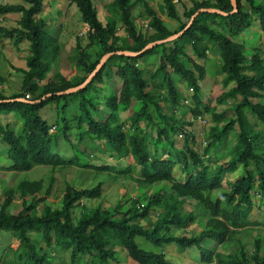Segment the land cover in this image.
<instances>
[{
	"label": "trees",
	"instance_id": "trees-1",
	"mask_svg": "<svg viewBox=\"0 0 264 264\" xmlns=\"http://www.w3.org/2000/svg\"><path fill=\"white\" fill-rule=\"evenodd\" d=\"M10 1H22L24 5L0 3V16L20 13L22 18L12 28L0 27V35L10 38L18 50L27 40L31 51L27 67L18 69L24 81L17 93L6 96L3 87L7 79L0 76V141L8 146L11 170L30 172L38 166L73 167V162L53 153L52 145L58 144L59 132L71 142L69 136L75 129L79 144L90 138L103 153H115L116 160H133L118 175L110 176L133 182L141 189L138 193L146 196V202L134 200L127 208L128 202L124 200V206L112 210L97 207L81 213L77 219L74 213L77 207L85 208L87 201L102 198V184L93 189L68 185L62 206L55 209L45 204L51 196V187L45 190L42 181H24L5 193L0 207V235L10 234L20 243L16 250L10 244L0 249V264H110L118 259L115 246H120L138 264H173L163 253L171 245H176L180 253L196 247L200 264H264V241L257 238L249 252L242 240L250 225L253 193L258 189L264 198V131L248 117V112L256 116L264 128V104L254 102L264 100V49L254 48L248 58L246 46L234 41L252 30L255 21L264 33V0H237L236 13L232 0H190L192 7H187L184 0H162L161 11L180 24L174 32L145 0L138 1L146 11L140 18L149 21L142 29L137 27L133 14L136 0H112L105 7L113 10H107L105 24L99 19L93 0H69L78 8L83 24L89 27L88 45L83 46L79 38L76 42L77 56L73 59L76 76L68 80L57 73L45 85L41 83L49 77L52 64L61 54L57 41L45 31L47 21L38 18L45 0ZM175 1L183 4L182 14ZM208 9L229 15L201 12L180 38L141 53L149 44L182 32L198 11ZM119 25L123 26L124 36L118 35ZM211 44L217 46L221 59L217 75L225 77L220 81L223 92L216 104L210 106L211 100L208 104L203 101L206 69L199 62L208 59ZM125 51L141 54L136 57L117 54ZM108 54L113 55L85 89L58 95L81 86ZM152 59L156 60L155 70L150 71ZM11 68L15 70L14 66ZM115 77L122 82L120 91H111L102 113L101 103L96 100L106 81ZM79 97L83 114L74 125L65 117L58 126L43 118L41 112L48 105L57 104L65 115L70 108L69 100ZM136 103L140 107L126 125L120 113ZM185 108L188 111H182ZM182 112L191 115L188 126L195 122L202 126L204 151L195 149L198 130L186 127L179 116ZM9 115L22 123L20 134L16 132L17 123L2 121ZM185 128L184 146L178 148L172 138L185 132ZM153 130L155 148L152 149ZM231 135L236 139L233 145ZM162 145H167V150ZM227 146L233 147L229 153ZM164 155H168L165 160ZM221 157H226L225 161ZM240 165L244 176L228 183L229 190L213 198V192L221 190L227 175L236 172ZM81 166L94 172H109L112 168ZM176 166L186 177L184 183L174 176ZM136 167L141 175H137ZM162 182L169 184V193L162 188L147 195V190ZM16 198L21 204L14 211ZM188 201L195 204L191 211L186 208ZM153 212H157L155 221L145 227L142 221L148 220ZM197 224L204 225L198 235L174 234V230L186 231ZM138 238H144L161 251H145L139 246ZM206 240L227 251L206 249L203 246Z\"/></svg>",
	"mask_w": 264,
	"mask_h": 264
},
{
	"label": "rangeland",
	"instance_id": "rangeland-1",
	"mask_svg": "<svg viewBox=\"0 0 264 264\" xmlns=\"http://www.w3.org/2000/svg\"><path fill=\"white\" fill-rule=\"evenodd\" d=\"M112 1V0H111ZM135 1V0H133ZM139 0H136L138 2ZM149 2V5L159 14V16L165 21L167 28L174 32L179 27L180 24L177 21L172 20L168 17V15L164 14L161 11V6L163 5L162 0H145ZM47 6L44 8V15L45 20L47 21L46 32L51 35L61 47V54L60 58L57 59L52 64V72L49 75V81L53 79V76L57 73H61L64 77L68 80L72 79L74 76L77 75L75 71V56H77L76 46L78 38L82 40L83 46L88 45V34L85 33L82 29L85 27L83 24L81 14L78 8L75 5L71 6V9L68 7V3L66 8L59 7V4L62 5V2L59 3L58 0H45L44 1ZM94 5L96 7L99 19L105 24L107 22V9L108 7L106 0H93ZM144 3V2H143ZM178 10L182 14L184 12V7L182 3H178L175 1ZM50 4V5H49ZM184 4L188 5V7H192V2L190 0H184ZM52 6V8H51ZM113 11V10H112ZM111 12V11H110ZM134 17L136 18V25L139 29L145 28L146 25L149 23L146 19H141L140 15L146 14V11L143 7V4L137 3L133 11ZM44 18V17H43ZM183 20H185L183 18ZM258 22V21H257ZM254 22V26L252 30H248L243 33L238 38H235L234 41L237 44H244L246 46V56L250 58L254 53V48H263L264 49V33L261 31L259 22ZM120 26V30L118 32L119 36H124L123 26ZM82 36V37H81ZM1 42L4 43L2 49L0 50V76L7 79L5 87L6 96L13 95L20 90L21 85L24 81L23 74L18 69H25L27 67V60L31 55L30 49L28 50L29 43L26 42L22 44V48L20 50L16 49L13 44H9L8 40H2ZM211 52L209 53L210 57L205 61H200L201 65L204 64L206 69V80L202 83V87L206 88L204 91L203 101L208 104L209 100H211L210 106L215 105V100L221 95L223 92V88L221 86L220 81L225 76L217 75V72L220 70L221 66V59L218 50H216L217 46L211 44ZM191 52V50H190ZM156 60H151L150 71L155 70ZM14 66L15 70L11 67ZM47 78V79H48ZM47 82V80H46ZM122 82L117 79V77L113 78L112 81H106V83L100 89V98L96 100L97 103L100 104V108L103 113V108L105 107L104 102H106L107 96H110L112 93L111 91L114 90L116 92L120 91ZM95 95V94H94ZM255 103L260 102L258 100H254ZM63 103V102H62ZM81 98H71L69 100L70 108L65 115L60 112L57 104H50L44 110H42L41 114L43 118L50 124V125H57L62 122V118L65 117L68 120L72 121V125H74V121L82 116L83 112L80 108ZM232 102L228 105L231 106ZM264 104V103H263ZM164 106V105H163ZM130 110L127 112L123 111L120 113V118L123 120L126 125H129V119L133 112L139 109V104H134ZM106 110V108H104ZM221 108H219L220 110ZM167 111V109H166ZM182 111H188V109H183ZM231 116V113L228 114ZM227 115V116H228ZM180 118L183 119L184 123H186V127H194L198 130L195 143V149L204 151L203 143L205 142L203 133H202V126L198 124V122H193V126H188V123L191 122L190 113H179ZM105 117H108L105 114ZM248 117L252 122L260 123L259 119L251 115L248 112ZM211 124V123H210ZM22 127L17 128L16 131L18 134L21 133ZM192 130V129H191ZM72 135L69 136L70 141L65 139V136L62 132L57 134L58 144L52 145V151L54 154H57L64 158L66 161L73 162L74 166L71 165L64 168H52L49 166H38L35 167L30 172H17L13 175V177L8 178L7 180L3 181L7 183L6 188L7 191L12 190L19 184L24 181H42L44 183L45 190L49 187L52 189L51 196L49 201L46 202V206H50L53 208H60L62 206V197L65 193L66 187L69 185L76 189H93L99 184H102L103 195L102 198L99 200L87 201L84 203L86 205L85 208L77 207L74 211L75 216L77 219L81 217V213H89L96 209L97 207H101L102 209H113L116 208L118 205L124 206V200L128 202L126 205L127 208L131 207V204L134 200L139 201L140 203L146 202V196L142 193H138L140 188H138L133 182L130 180L127 181L122 177L112 178V175H118V173L123 169L122 167H127L129 164L133 163L131 158H126L124 160H116L114 158L115 153L107 151L103 153V151L98 146V143H95L90 138H85L82 144L78 142V132L77 130L71 131ZM174 140L178 137L174 135ZM178 136V135H177ZM231 140H233L230 144L233 145L236 142L235 135L230 136ZM151 148H155V131H152L151 134ZM178 142V141H176ZM101 145V144H100ZM167 145H162L163 150H167ZM1 149H3L1 151ZM233 149V147H232ZM230 149L228 146L226 147V152L229 153ZM167 156H165V159ZM226 157H221V161H225ZM229 160V158H227ZM12 164L11 160L8 158V146L0 141V164ZM89 164L91 166H105L108 165L111 170L108 171H99L94 172L93 170H87L82 168L81 165ZM253 170L254 167L252 166ZM179 167L176 166L174 169V176L179 179L180 181L185 177L182 175L178 170ZM137 175H141L140 169L136 167ZM182 176H184L182 178ZM225 187L227 188L226 183L224 182ZM166 188L164 191L169 190V184L167 182H162L156 184L153 188L149 190L153 192H158L160 189ZM143 190V189H142ZM221 193L223 192L220 190ZM3 189L0 184V198L2 197ZM257 195L254 196L256 200V212L251 215L252 227L247 230V237H243L242 240L246 245V248L249 252H252V248L256 238H260L264 241V204L260 203L258 205V191L256 192ZM5 201L4 199L1 201V204ZM13 204L14 211L19 209L21 202L16 198ZM193 201H188L186 208L188 211L193 210L195 204ZM1 206V205H0ZM260 206V208H258ZM42 211V205L39 208ZM157 212H153L148 220L142 221V224L145 227H150L151 222L155 221V217ZM204 224V223H203ZM204 225H195L192 226L189 230V233L192 235L200 234L201 230L203 229ZM186 231L174 230V234L177 236H185ZM139 246L143 248L145 251L150 252H160L161 249L155 247L153 244L145 240L144 238H138L137 240ZM10 243V247L13 250L19 248L20 243L12 238L10 234L0 235V249H6ZM209 243V244H207ZM205 248L208 250H215L217 248L212 241H206L203 244ZM114 251L117 256V261H112L110 264H138L137 262L133 261L127 256V253L123 251L120 246H115ZM222 253H225L227 250L223 248L220 249ZM163 253L167 256V259L171 261L173 264H200V253L196 247L190 248L187 252L180 253L178 247L176 245H171L165 247ZM70 257V256H69ZM67 260V259H66ZM70 260V259H69ZM68 261V260H67ZM86 261H91V258H86ZM61 264V263H56ZM84 264V263H83ZM86 264V263H85Z\"/></svg>",
	"mask_w": 264,
	"mask_h": 264
},
{
	"label": "crops",
	"instance_id": "crops-1",
	"mask_svg": "<svg viewBox=\"0 0 264 264\" xmlns=\"http://www.w3.org/2000/svg\"><path fill=\"white\" fill-rule=\"evenodd\" d=\"M59 1V3L60 2H62V5L61 4H59V7H62V8H66V5H67V3H68V7L71 9V6H72V4H71V2L69 1V0H58ZM107 1V5H109L110 4V2H111V0H106ZM0 3H3V4H20V5H24V3L22 2V1H10V0H0ZM50 5V4H49ZM47 6V4L44 2V8ZM187 7H188V5H186ZM51 8H52V6H51ZM44 15V9H43V12H42V14L40 15V16H38V18H43V19H45V16H43ZM21 18H22V14H20V13H18V14H7V15H3V16H0V27H4V28H12V27H14L16 24H17V22L18 21H20L21 20ZM163 20V19H162ZM83 31H85V33H87L88 34V31H89V27L88 26H86L85 25V27L82 29ZM2 40H8V43L9 44H13V41L10 39V38H8V37H6V36H3V35H0V50L2 49V47H3V45H4V43L3 42H1ZM26 42H28L27 40H25L22 44H24V43H26ZM29 43V42H28ZM22 44H21V48H22ZM30 49V43H29V47H28V50ZM210 57V55H208V58ZM75 71L77 72V70L75 69ZM46 80H47V82H46ZM45 81H43L42 83H41V85H45V84H47L48 83V80H49V78L48 79H46ZM223 80V79H222ZM6 85V84H5ZM5 87V86H4ZM4 91H5V89H4ZM6 95V94H5ZM11 96V95H10ZM261 103H264V100H262V101H260ZM260 102H258V103H260ZM5 119V120H4ZM4 119H2V121L3 122H9V123H11V124H15V123H17V128H21L22 127V123L20 122V121H18L17 119H15V117L13 116V115H9V116H7L6 118H4ZM258 129L260 130V131H264V128H263V126H262V124L261 123H259V125H258ZM17 132V131H16ZM175 138V137H174ZM174 138H172L173 139V141H175L174 140ZM176 141H178V142H176ZM176 141H175V146L176 147H178V148H182L183 146H184V142L185 141H183V140H181V139H176ZM153 149V148H152ZM3 149H1V151H2ZM9 158V157H8ZM10 160V159H9ZM12 169V164L10 163V164H7V166L6 165H4V164H0V184H1V187H2V189H3V193H2V197L0 198V205H1V201L4 199V195H5V193H7L8 191H7V188H6V185H7V183H5V182H3V181H5V180H7L8 178H12L13 177V175L14 174H16L17 172H14V171H12L11 170ZM250 169L251 170H253V168H252V166H250ZM242 176H244V169H243V167L240 165V166H238V169L236 170V172H234V173H230V174H228L227 175V177H226V179L224 180V182L226 183V185H227V188L225 187V185H224V182H223V188L221 189L222 191H225V190H229V185H228V183H235L239 178H241ZM184 176H182V178H183ZM185 178L186 177H184L181 181L179 180V182L180 183H184L185 182ZM127 181H129V180H127ZM258 191V197H259V199H258V205H260V203H263L264 204V198H263V196L262 195H260L261 194V192L258 190V189H256V191L253 193V203H254V205H253V209H252V213H251V215H253L254 214V212H256V200H255V198H254V196L255 195H257L256 194V192ZM152 194V191L151 190H147V195H151ZM221 194V191L220 190H217V191H215V192H213V194H212V197L213 198H216V197H218L219 195ZM14 202H16V201H14ZM1 207V206H0ZM258 208H260V206L258 207ZM251 215H250V219H249V222H250V225L248 226V229L249 228H251L252 227V221H251ZM198 225V224H197ZM195 226V225H194ZM192 227V226H191ZM191 227H189V228H191ZM189 230L190 229H188V230H186V233L185 234H187V233H189ZM202 231V230H201ZM201 233V232H200ZM1 235H4V234H1ZM11 236V235H10ZM187 236H191L190 234H187ZM193 236V235H192ZM12 237V236H11ZM246 237H247V235H246ZM13 238V237H12ZM15 239V238H14ZM257 239V238H256ZM16 240V239H15ZM207 242L209 241V240H206ZM206 241L203 243V244H205L206 243ZM213 242V241H212ZM10 244V243H9ZM207 244H209V243H207ZM213 244L217 247V248H215V250H213V251H217V252H221L220 251V249H221V246H219V245H217L215 242H213ZM207 249V248H206ZM211 251V250H210ZM166 258H167V256H166Z\"/></svg>",
	"mask_w": 264,
	"mask_h": 264
},
{
	"label": "water",
	"instance_id": "water-1",
	"mask_svg": "<svg viewBox=\"0 0 264 264\" xmlns=\"http://www.w3.org/2000/svg\"><path fill=\"white\" fill-rule=\"evenodd\" d=\"M232 5L234 7V12L233 13H236L237 12V9H238V3H237V0H232ZM201 12H209V13H213V14H219V15H222V16H228L229 14L227 13H224L222 11H218V10H215V9H208V10H200L198 11L191 19L190 23L188 24V26L180 33L178 34H175L169 38H167L166 40H163V41H157L155 43H151L149 44L141 53L147 51V50H150L152 49L153 47H155L156 45H160L162 43H165V42H170V41H174L178 38H180L184 33L185 31H187L190 26L192 25L194 19L197 17V15ZM141 53H131V52H128V51H125V52H118L117 54L118 55H125V56H129V57H136V56H139ZM113 54H108V55H105L102 59H101V62L100 64L97 66V68L95 69V71L88 77V79L79 87H76V88H71L65 92H62V93H59L58 95H71V94H74V93H77L79 92L80 90H83L87 87V85L89 83H91V81L95 78V76L100 72V70L103 68V66L105 65V63L107 62V60L112 56ZM48 97V96H47ZM18 101H21V102H26V103H30L28 102L27 100H24V99H18Z\"/></svg>",
	"mask_w": 264,
	"mask_h": 264
},
{
	"label": "clouds",
	"instance_id": "clouds-1",
	"mask_svg": "<svg viewBox=\"0 0 264 264\" xmlns=\"http://www.w3.org/2000/svg\"><path fill=\"white\" fill-rule=\"evenodd\" d=\"M190 130H191V128H190ZM186 132H187V128H185V132H180V133L178 134V136L176 135V137H178V139H181V140L184 141V140H185V133H186ZM180 134H183L184 137H183V138H180V137H179ZM164 156H167V157H168V155H164ZM166 159H167V158H166ZM164 160H165V159H164Z\"/></svg>",
	"mask_w": 264,
	"mask_h": 264
},
{
	"label": "built area",
	"instance_id": "built-area-1",
	"mask_svg": "<svg viewBox=\"0 0 264 264\" xmlns=\"http://www.w3.org/2000/svg\"><path fill=\"white\" fill-rule=\"evenodd\" d=\"M179 137H180V138H183L184 135H183V134H180ZM163 159H165V156H163Z\"/></svg>",
	"mask_w": 264,
	"mask_h": 264
}]
</instances>
